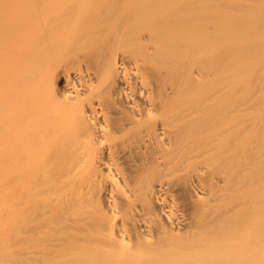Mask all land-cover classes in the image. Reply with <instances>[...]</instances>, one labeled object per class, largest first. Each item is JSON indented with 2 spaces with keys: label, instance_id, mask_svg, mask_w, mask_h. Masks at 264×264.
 <instances>
[{
  "label": "bare ground",
  "instance_id": "1",
  "mask_svg": "<svg viewBox=\"0 0 264 264\" xmlns=\"http://www.w3.org/2000/svg\"><path fill=\"white\" fill-rule=\"evenodd\" d=\"M0 264H264V0H0Z\"/></svg>",
  "mask_w": 264,
  "mask_h": 264
}]
</instances>
